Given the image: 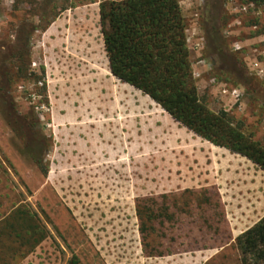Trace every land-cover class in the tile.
Returning <instances> with one entry per match:
<instances>
[{"label": "rangeland", "instance_id": "rangeland-1", "mask_svg": "<svg viewBox=\"0 0 264 264\" xmlns=\"http://www.w3.org/2000/svg\"><path fill=\"white\" fill-rule=\"evenodd\" d=\"M105 1L117 0H0V49L17 46L22 26L36 29L26 77L12 68L9 88L15 112L39 122L46 148L38 166L0 109V264L72 256L81 264H241L234 244L264 218V171L111 76ZM210 1L178 0L198 96L264 147V6L218 0L227 50L247 73L235 86L218 79L219 57L205 46ZM58 19L70 26L48 35ZM79 20L81 44L71 27ZM250 75L262 86L246 85ZM75 83H88L89 94L100 88L102 102L86 100Z\"/></svg>", "mask_w": 264, "mask_h": 264}, {"label": "trees", "instance_id": "trees-1", "mask_svg": "<svg viewBox=\"0 0 264 264\" xmlns=\"http://www.w3.org/2000/svg\"><path fill=\"white\" fill-rule=\"evenodd\" d=\"M246 1L264 6V0ZM217 6L218 0H211L203 10L201 29L205 46L219 57L221 66L213 69L218 79L239 86L247 73L237 54L227 50L222 35L224 17ZM99 18L104 53L113 78L147 96L194 135L246 158L264 171V147L243 132L241 122L225 112L212 113L198 96L186 43L187 24L178 0L105 1L99 5ZM35 30L31 25L22 26L17 46L0 49V109L6 118L13 119L10 125L25 143L24 152L39 166V158L46 151L40 124L33 116L24 117L15 112L9 88L12 68L20 77H26L29 42ZM246 82L259 87L263 84L252 75ZM88 86V83L85 88L82 83H75L72 87L82 91L86 100L100 104V88V95L94 93L96 90L89 94ZM234 248L241 256V264H249L248 258L252 264H264V218L237 237ZM67 264L81 263L72 256Z\"/></svg>", "mask_w": 264, "mask_h": 264}, {"label": "crops", "instance_id": "crops-1", "mask_svg": "<svg viewBox=\"0 0 264 264\" xmlns=\"http://www.w3.org/2000/svg\"><path fill=\"white\" fill-rule=\"evenodd\" d=\"M68 22H67L66 19H64L63 21H60L59 19L56 20V22L52 23L48 27V29H47L48 35H50V36H57V35H59L60 34V28L61 27L65 30V28L67 26H70V25H68ZM76 25L78 26L77 27L78 29H76V31H75L74 39H75V41L78 44H81V41L80 40L83 39V37L86 35V31H85L86 25H85V22L83 20H79L77 23L74 21L72 23L71 27L74 28V30H75ZM83 46H84V43H83Z\"/></svg>", "mask_w": 264, "mask_h": 264}]
</instances>
